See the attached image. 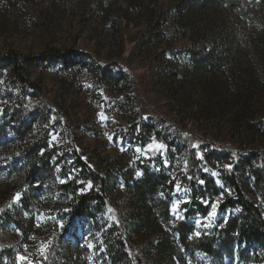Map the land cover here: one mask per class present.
Returning <instances> with one entry per match:
<instances>
[{
  "label": "rangeland",
  "instance_id": "1",
  "mask_svg": "<svg viewBox=\"0 0 264 264\" xmlns=\"http://www.w3.org/2000/svg\"><path fill=\"white\" fill-rule=\"evenodd\" d=\"M252 1L0 0V57L24 60L34 85L0 59V264H113L114 239L143 264H264V248L225 232L241 209H220L236 186L264 220ZM145 177L158 184L144 203L154 227L175 233L171 260L128 229L143 220L133 189ZM90 192L103 207L77 218Z\"/></svg>",
  "mask_w": 264,
  "mask_h": 264
},
{
  "label": "trees",
  "instance_id": "2",
  "mask_svg": "<svg viewBox=\"0 0 264 264\" xmlns=\"http://www.w3.org/2000/svg\"><path fill=\"white\" fill-rule=\"evenodd\" d=\"M248 10L246 15L244 16L245 22L249 19L252 23L251 29L248 32V40L253 43L263 44L264 43V0H257V2L252 1L248 6ZM251 18V19H250ZM55 57H61L64 60V55L60 54L56 51H51L46 55ZM0 59L9 60L12 63V72L17 80L25 87H29L34 89V85L30 84L22 74V63L24 60H21L15 55H7L4 57H0ZM205 65H197V68H202L207 70L210 67H213V61L206 60ZM95 181L98 183H103L102 179L95 177ZM159 182H163L162 178L158 180ZM158 184L151 180L150 177H145V180L141 184H137L133 189L134 200L136 201L137 207H141L140 210H143L142 215L143 220H139L138 223L133 221L129 224L128 229L138 234H149L151 237H159L155 238L156 245L155 251L156 256L164 257V259L171 260L173 254L176 253V249H174V241H175V233L172 232L169 234H161L158 227L155 228L156 222L154 220V212L152 211V207L146 206L144 203L148 200L150 196H152L157 190ZM69 184L59 185L55 187V191L61 194L67 193L69 189ZM236 192V200L234 201H225L221 204L220 209L224 210L226 208H236L239 207L241 209V216L238 219L230 220L225 226V232L228 236L236 235L237 240L248 241L249 245H257L260 248H264V220L261 216V213L257 208H255L252 204H250L241 193L240 190L236 186H234ZM104 197L100 192H90L86 195L80 197L78 202L75 204V213L74 216L77 218L86 216L88 214V210L92 205L103 207ZM141 217V216H139ZM141 219V218H139ZM126 225L120 229L125 235ZM127 229V230H128ZM140 231V232H138ZM230 234V235H229ZM122 235V234H121ZM179 239V238H178ZM127 242V243H126ZM204 247L201 251L205 254H210L214 250H212V244L206 242H199L197 244V249L200 247ZM223 248V247H222ZM110 254L117 260L114 261L113 264H143L142 259L138 255V253L134 250V243L129 241H123L120 239H114L111 242V246L109 247ZM232 252H230L231 254Z\"/></svg>",
  "mask_w": 264,
  "mask_h": 264
}]
</instances>
